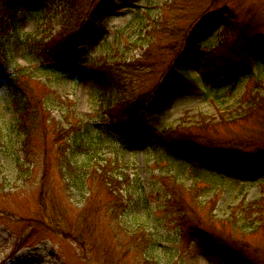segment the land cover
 Instances as JSON below:
<instances>
[{
    "label": "rangeland",
    "instance_id": "374dc122",
    "mask_svg": "<svg viewBox=\"0 0 264 264\" xmlns=\"http://www.w3.org/2000/svg\"><path fill=\"white\" fill-rule=\"evenodd\" d=\"M43 4L46 10H41ZM100 4L101 0H0V17L22 36L56 34L62 15L68 14L78 37L75 50L66 46L58 56L47 57L26 47L12 31L7 38L0 34V264H19L18 257L26 253L42 264H139L144 248L153 244L159 263L151 264H224L232 248L264 264V228L230 218L235 206L256 202L264 194V170L228 175L220 165L224 153L264 150V107L244 112L252 95L264 97V0H114L102 19ZM222 10L232 17V26L252 29L247 62L252 74L242 70L231 94H207L188 81L178 90H158L168 77L181 79L172 64L177 53L191 57L190 75L198 76L192 67L201 69L206 63L207 48L235 39L222 36ZM217 60L220 67L227 61L240 63L238 54L219 55ZM125 63L133 64V73ZM46 64L53 67L52 73L43 72ZM58 65L62 72L53 71ZM18 67L29 68L35 77L32 91L49 101L48 122H40L25 144L4 84V75ZM139 95L146 99L140 115L117 123L108 118L109 101L131 102ZM200 115L214 122L225 117L235 121L211 127L207 138H170L165 151V131L193 126L201 121ZM73 131L95 142L98 155L92 162L81 154V170H63ZM104 160L112 163L111 172L119 179L125 175L126 182L119 186L128 200L123 221L149 218L144 225L150 235L146 246L141 241L125 244L107 225L102 208L111 195L92 179L96 163ZM164 175L174 176L185 187L195 179L205 185L200 198L209 210L204 238L194 226H179L166 207L160 183ZM79 234L86 239L84 250L74 239Z\"/></svg>",
    "mask_w": 264,
    "mask_h": 264
},
{
    "label": "trees",
    "instance_id": "16d2710c",
    "mask_svg": "<svg viewBox=\"0 0 264 264\" xmlns=\"http://www.w3.org/2000/svg\"><path fill=\"white\" fill-rule=\"evenodd\" d=\"M42 8L46 10L48 7L47 5L43 4L41 10ZM74 12L76 11L74 10ZM219 15L223 24V38L225 39L230 35L235 37L234 40L232 39L234 44L231 40L228 42L221 41L220 44L223 47L215 46L212 49H209L208 47L206 51V55L208 56L206 63L201 69L192 67L196 69V72L199 73L198 76L190 75L189 69L193 61L186 53L179 52L172 60L175 73L178 74L183 81H188L193 86L203 88L207 94H217L220 91L231 94L238 85L239 75L242 70H244L247 75L252 74L250 67L247 65L248 57L251 56L253 48V46L250 45L251 41L253 42V40H251L249 37L252 29H248L245 24L241 26L238 23H234L235 25L232 26L233 21L230 22L232 17L225 10L219 11ZM61 20L63 23H61L60 29L56 34L52 35L49 33L48 36L46 35L40 39H37V36L34 35L24 34V36H22L21 33L17 31L15 25L11 27L8 25L7 27V23L1 16L0 34L7 38L9 32L12 31L13 33L17 34L16 36L18 38L23 40L26 47L35 51H42L47 57H52L54 55L58 56L66 46L70 47L72 50H75L76 46L74 45V42L78 38L75 35V32L77 33V28L73 22H70L72 19L70 20L68 18V14L67 16L62 15ZM206 22H210V19L206 20ZM13 23L14 20L11 22V24ZM254 33L255 35L257 34L256 32ZM235 43H237V45H235ZM237 54L240 57L239 64L236 61L233 64L228 65L227 61V63H225L227 66H218V63L222 62L221 60H217V56L234 55L236 57ZM125 64L126 65L123 66L126 68V70L133 73V70L130 67L133 66V64ZM44 66V73H46L45 71L47 70L52 73L51 68L53 67L51 65L46 64ZM60 66L61 65H58V67L53 69V71L56 72L59 70L62 72V68ZM145 67L146 65L142 64V68ZM17 69L18 70L15 69L13 72L4 75V84L9 99L19 119L18 126L24 133L23 140L25 144L28 140V137L39 127L40 122H42V124H46V122H48L50 117L48 113L49 110H47L49 101L48 98L45 100L32 91L30 83L35 77L29 71V68L27 69L18 67ZM36 81L37 80L32 82ZM250 98L252 99L250 102H248L250 106L247 107L244 112L252 113L254 111H258V106L264 107V97L252 95ZM53 99H55V97H53ZM145 102L146 99L144 95H139L138 98L136 97L131 102H124L123 100L109 101L106 105L108 118L111 121L115 120L113 121L114 123H117L123 118L128 120L132 119L140 115ZM71 116L76 118L73 114ZM199 120L201 121L193 126H179L177 128H171L165 131V135L161 141V144H163L162 142H165L164 144H166L164 145L165 147H163L164 150L169 151L167 149V143L170 138L176 137L184 140H190L193 137L207 138L209 133L208 129L211 127L214 129L215 125H220V123H229L230 121H235L234 118L228 119V117H225L219 119L217 122H214L211 121L210 118H207L203 115H200ZM76 121H79V119L76 118L75 122ZM194 128L195 131H193ZM68 140L69 152L64 157L63 164L61 162V169L66 170L67 168L70 169L72 166H74L76 169L81 170L83 166L81 159L79 158L81 154H86L89 156L92 162L95 161V157L98 155L96 152L95 142L89 141L85 136V133L73 131ZM202 155L205 156L204 153H202ZM96 164H98V167L93 168L92 179L95 178V180H98L101 185L107 188L109 194L111 195V199L103 205V208L101 207L106 218L109 220L107 225L111 226L113 231L123 238L125 244L131 245V243H137V241H141L139 244L146 246L150 240V235L146 232L145 229L147 228L146 226L144 227V225L145 222H149V218L144 219V221L141 223L133 222L130 219V223L127 221V223H125L123 221L124 216H126L128 200L124 199L122 193L119 191V186H121L122 181L126 182L123 180L125 175L122 173V177L120 179L118 176L114 175L111 172L113 167L110 161L107 162V160H104L103 162H97ZM189 170L192 171V167H190ZM160 183L162 189L166 192V207L170 209L175 221L179 224V226L190 225L196 227L198 229L200 238H204L207 233L203 230L205 222L209 217V210H207V208L205 209L200 198L205 191V185L195 179L193 185L185 187L183 184L179 183L174 176L168 175L161 177ZM214 201L215 196L209 199L210 203H213ZM230 218L233 222L239 220L243 221L247 226L264 228V194H262L256 202L246 203L245 206L244 203H240L239 205L235 206L230 213ZM127 224L131 225L132 230L128 229ZM74 239L78 242L81 249L84 250L86 243L85 236L79 234L78 236L74 237ZM152 241L155 242L154 239ZM144 250L145 253H142L139 256V264L155 263L157 261V259H155V255H158L157 244L145 247ZM228 250L230 251H227L225 256V258H227H224V264H260L257 263L256 260L249 261L246 259L244 252L240 249L232 248ZM211 258L213 261H215L214 257ZM157 263L159 262L157 261ZM103 264L106 263L103 261ZM164 264L169 263L165 262ZM209 264H212V262L210 261Z\"/></svg>",
    "mask_w": 264,
    "mask_h": 264
},
{
    "label": "snow or ice",
    "instance_id": "6c2138e0",
    "mask_svg": "<svg viewBox=\"0 0 264 264\" xmlns=\"http://www.w3.org/2000/svg\"><path fill=\"white\" fill-rule=\"evenodd\" d=\"M113 4L114 0H101V19L106 14L107 10L113 7ZM183 86V80L175 77H168L157 85V89L160 91H163L165 89L178 90ZM222 155L224 158L220 161V165L225 171V174L231 175L235 172L254 170L257 168L264 170V150L260 151L258 154L224 153ZM18 262L19 264H42L40 258L32 259L27 253L18 257Z\"/></svg>",
    "mask_w": 264,
    "mask_h": 264
}]
</instances>
